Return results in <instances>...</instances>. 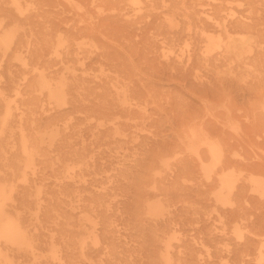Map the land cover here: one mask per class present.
<instances>
[{"label":"rangeland","instance_id":"rangeland-1","mask_svg":"<svg viewBox=\"0 0 264 264\" xmlns=\"http://www.w3.org/2000/svg\"><path fill=\"white\" fill-rule=\"evenodd\" d=\"M0 204V264H264V0H0Z\"/></svg>","mask_w":264,"mask_h":264},{"label":"bare ground","instance_id":"bare-ground-1","mask_svg":"<svg viewBox=\"0 0 264 264\" xmlns=\"http://www.w3.org/2000/svg\"><path fill=\"white\" fill-rule=\"evenodd\" d=\"M186 18L187 15L185 16ZM235 46V42H231L228 47L229 49ZM6 217V216H5ZM4 216H3V207L0 204V234L2 237L7 238L11 242H17L19 238L24 239V237L19 236L17 233H15L13 230L15 229L14 222L7 221L6 224H1L3 222Z\"/></svg>","mask_w":264,"mask_h":264}]
</instances>
